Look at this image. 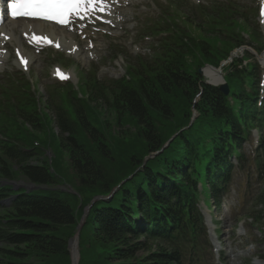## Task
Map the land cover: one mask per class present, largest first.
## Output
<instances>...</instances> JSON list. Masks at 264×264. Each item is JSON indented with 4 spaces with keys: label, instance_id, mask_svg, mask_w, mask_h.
Instances as JSON below:
<instances>
[{
    "label": "trees",
    "instance_id": "16d2710c",
    "mask_svg": "<svg viewBox=\"0 0 264 264\" xmlns=\"http://www.w3.org/2000/svg\"><path fill=\"white\" fill-rule=\"evenodd\" d=\"M227 20V14L217 13L215 17L203 15L196 28L190 23L189 49L202 48L206 42L212 53H216L220 42L217 31L221 34L229 28L231 33L232 28H238L233 21L231 23L235 26H230ZM174 38L177 43H182L181 38ZM220 43L225 50L231 49L228 42ZM191 51L173 50L168 63H162V66L143 64L144 72L140 69L134 71L135 79L129 83H117L110 93H106L103 87L96 89V97L105 98L111 106L123 109V115L119 113L118 116L124 125L116 121L115 128L109 130L105 139L94 135L90 151L78 148L71 140L66 141L69 145L62 147H66L69 153L74 171L72 177L76 179L80 193L87 194L88 198L77 210L71 205L73 200L70 197L61 198L52 190L43 191L47 194L45 197L36 194L18 197L13 207L0 216V264H70L68 241L85 205L96 195L109 194L113 187L138 169L141 171L120 187L108 206L98 204L91 209L79 236V264H175V253L169 246L161 243L158 237L149 238L136 229L129 216L137 206L145 209L148 200L153 199L159 189L164 198L158 213L174 214L172 221L166 218L168 225L172 227V224L179 223L178 216L188 209L190 199L181 195L179 186L183 185L174 174L182 173L180 170L196 160L198 153L201 156L207 152L203 141H188L184 134H180L166 151L149 160L143 168L141 166L148 154L159 151L171 135L188 122L192 98L198 91L196 83L186 77V54L191 56ZM206 61L212 63L207 57ZM231 81H228L230 88L237 90V84ZM152 82L157 83V89H152ZM137 84L136 92L133 87ZM88 110L97 114L98 106ZM195 110L199 114L196 125L207 137L210 138L209 132L230 134V126L223 118L225 109L208 89L202 91ZM81 129H84L81 133L84 137L87 129ZM226 138L229 140L230 136ZM25 162L22 158L15 168L6 166L9 169L6 177L49 188L58 183V178L48 174L46 165L35 167L25 165ZM145 179L152 184L141 193ZM171 195L173 206L166 204ZM191 225L194 232V223Z\"/></svg>",
    "mask_w": 264,
    "mask_h": 264
},
{
    "label": "rangeland",
    "instance_id": "374dc122",
    "mask_svg": "<svg viewBox=\"0 0 264 264\" xmlns=\"http://www.w3.org/2000/svg\"><path fill=\"white\" fill-rule=\"evenodd\" d=\"M191 3H193L194 5H197V3L194 0H190ZM244 4H248V2L243 1ZM249 3H251V1H249ZM161 3L159 2L157 4V7L160 6ZM189 6V5H188ZM150 13H152L153 15L157 14V11H153V10H148L147 12H141L139 11V9H135L134 15L132 16L133 19H139L138 23L141 22V19L144 15H149ZM144 21V19H143ZM133 21H131L132 23ZM133 29H131L129 31V34L127 37H124V41H122V46L123 49L126 50L128 56L133 59L136 56L140 55V54H147L148 53V49L150 46V42H145L142 39H140V34L142 31V27L140 28L138 26L132 25ZM143 37V36H142ZM131 43V45H129ZM148 43V44H147ZM136 46V50H139V52H136V50H133L131 47L132 46ZM118 51H120V49H117ZM121 52V51H120ZM49 54V53H48ZM47 54V55H48ZM56 56H59L60 58H62L63 60H65L68 64L72 63V66L67 67L66 69H74L75 65L77 66V69H81V70H87V66L82 65L85 64V62L83 60L80 59V61H78V58L76 59H72V58H67L63 55H54V57H49L47 56L44 60V62H39L38 64H41V67L39 68V66H35V74L34 76L36 77V74L38 76V71L41 68H47L48 69V64H56L57 60L53 59ZM142 56V55H141ZM147 57V56H146ZM145 57V58H146ZM120 59L123 61V63L125 62L124 57H120ZM75 61L81 62V63H76ZM118 62V63H117ZM117 64H119V59H117L116 61ZM109 64V63H108ZM115 63H113L112 68L110 67H100L99 70L96 72V75L99 79L101 80H108V79H115V77L121 78L123 76V71H124V65L119 64V67H115L114 65ZM11 67L13 68V70L15 72L16 68L15 65L13 63L10 64ZM33 69V68H32ZM46 69V72H47ZM37 72V73H36ZM49 72H50V67H49ZM46 79L49 82L48 76L46 75ZM50 91H53L54 88L50 87L49 88ZM70 92L72 91V89L69 90ZM77 91H81L79 88ZM66 90L61 91V94L66 95ZM63 109L70 115H72L70 107L68 105V102L65 100L63 103ZM98 114V118L100 123L98 124V129L100 131V133H105L106 132V128H109L111 130H113L115 128V121L113 120V118L105 116L103 113H101L100 111L97 113ZM90 122H92V119H89ZM50 128V124L49 121H45L44 122V129L46 131H49ZM56 159H55V169H58L60 172H62V178L65 182H70V176L68 175V164H67V159H66V155L68 154L67 148H62L59 147L58 149L54 148L53 149ZM75 188V187H74ZM76 190V188H75ZM85 196V194H83ZM230 205L227 206L225 205V208L219 213L217 211L214 212L215 217L213 218L214 221H216L218 223L217 228L221 231V236L224 239H227V237L229 236L228 233H230L231 229L234 228V220L235 217L231 216L232 212L234 211L233 207L235 206L234 203L229 202ZM212 231H210V238L212 241H214V236L212 234ZM259 231L256 227H251L250 229V235L247 237H242V236H238V228L236 226V230L234 232V237L233 239L235 240V243L232 244V247H229V244H226V246L222 249L224 252V256L225 259L228 261V264H240L241 261V257L247 254V251L250 249L249 244L250 241H256V245H254L252 247V254H257V253H264V245L262 243V239L263 236L262 234H260ZM242 244V245H241ZM230 257L231 261L228 259Z\"/></svg>",
    "mask_w": 264,
    "mask_h": 264
},
{
    "label": "snow or ice",
    "instance_id": "6c2138e0",
    "mask_svg": "<svg viewBox=\"0 0 264 264\" xmlns=\"http://www.w3.org/2000/svg\"><path fill=\"white\" fill-rule=\"evenodd\" d=\"M99 3H103V0H12L10 8L13 16L34 17L66 24L71 14L94 11L95 5ZM81 5L84 7L81 8ZM100 10L103 11V8ZM61 78L66 77L61 74Z\"/></svg>",
    "mask_w": 264,
    "mask_h": 264
},
{
    "label": "bare ground",
    "instance_id": "6f19581e",
    "mask_svg": "<svg viewBox=\"0 0 264 264\" xmlns=\"http://www.w3.org/2000/svg\"><path fill=\"white\" fill-rule=\"evenodd\" d=\"M18 24H19V28H21V29H22V28H23V29H28V28H29V25H27V24H25V23L18 22ZM34 26H35V27H34L35 30L38 29V30H40V31L46 32V31H44L45 28H44L43 25H41V24H35ZM1 29L3 30V32H4L7 36H9V37H11V38L14 37V35H15V30H16V27H14V24H7V25L3 26V28H1ZM44 34H47V32L44 33ZM49 34H50V35L53 34V31H49ZM51 36H53V35H51Z\"/></svg>",
    "mask_w": 264,
    "mask_h": 264
},
{
    "label": "water",
    "instance_id": "95a60500",
    "mask_svg": "<svg viewBox=\"0 0 264 264\" xmlns=\"http://www.w3.org/2000/svg\"><path fill=\"white\" fill-rule=\"evenodd\" d=\"M75 247H76V244L74 243L73 248H75ZM77 256H78L77 253H75V254H74V257L77 258ZM71 264H76V263L71 262Z\"/></svg>",
    "mask_w": 264,
    "mask_h": 264
}]
</instances>
